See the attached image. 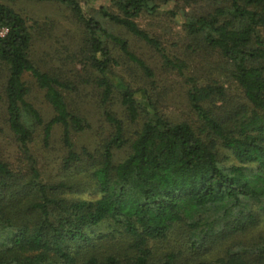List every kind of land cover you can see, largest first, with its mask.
<instances>
[{
    "label": "trees",
    "instance_id": "16d2710c",
    "mask_svg": "<svg viewBox=\"0 0 264 264\" xmlns=\"http://www.w3.org/2000/svg\"><path fill=\"white\" fill-rule=\"evenodd\" d=\"M32 1L70 10L82 41L79 54L68 58L90 67L86 82L101 105L115 97L127 122H142L129 140L123 118L105 111L110 135L96 149L76 150L71 132L89 127L68 99L76 87L36 65L31 25L0 3L3 113L18 150L16 164L0 158V264H264V0H109L116 11L98 8L104 21L143 40L165 65L181 71L183 63L170 59L136 19L170 1L184 3L169 13L182 17L187 49L218 55L217 74L187 91L196 123L168 118L158 108L163 93L133 89L113 74L120 60L132 62L145 84L156 76L127 39L85 11L81 0ZM198 2L209 7L185 10ZM219 73L237 85L243 101L229 97ZM26 75L53 109L46 121L27 99ZM55 126L62 128L66 152L59 180L50 182L30 143L40 129L47 144ZM127 143L130 152L115 161L114 149Z\"/></svg>",
    "mask_w": 264,
    "mask_h": 264
},
{
    "label": "rangeland",
    "instance_id": "374dc122",
    "mask_svg": "<svg viewBox=\"0 0 264 264\" xmlns=\"http://www.w3.org/2000/svg\"><path fill=\"white\" fill-rule=\"evenodd\" d=\"M0 3L15 9L31 25L33 33L31 55L36 65L44 71L56 70L76 87L71 93H67L68 99L72 100L73 105L83 113L89 122V127L80 132H71L73 147L78 150L85 146L93 150L98 148L102 138H107L110 135L112 126L104 116L105 111H113L123 118L125 136L129 140L133 139L141 126L142 119L138 118L134 123L127 122L121 115L119 103L115 97L110 98L104 106L101 105L97 90L95 92L94 86L86 82L90 67H83L81 63L76 62L75 58H68L74 53L79 54L82 41V27L73 19L70 10L57 2L0 0ZM81 4L85 11L102 20L112 33L126 38L130 50L145 60L155 70L156 76L153 79V84H145L140 74L132 70V65H134L132 62L129 64L120 60L118 66H113V74L121 76L133 89L146 87L149 94H152L153 91L163 93L164 99L158 103V108L168 118L176 121H195L196 123V116L187 100V91L194 81L198 84L206 82L211 74L214 76L217 74L213 66L218 60V55L212 52L205 54L200 50L187 49L186 45L190 42L182 24V17L169 13L170 11H179L184 3L176 4L170 1L162 5L156 14L144 13L136 19L140 28L160 41L162 49L170 59L183 63L181 71L165 65L161 55L143 40L129 34L117 25L104 21L97 13L100 6L116 11L109 0H81ZM208 7V4L198 2L185 6V10L203 12ZM112 52L116 56L119 55L117 49H113ZM4 77L5 69L0 65V158L16 164L18 150L7 130L3 113L4 101L1 86ZM218 77L229 97L238 102L243 101L239 88L228 75L219 73ZM25 80L30 87L27 99L40 111L43 119L48 120L54 112L45 100L43 91L37 87L32 77L26 75ZM137 98L142 100L140 95ZM61 133L62 128L55 126L48 143L45 144L42 132L38 129L30 143L42 177L46 181H57L61 175L60 162L66 152ZM129 152V143L114 149V160L123 159ZM86 194L88 193H80L79 196H87Z\"/></svg>",
    "mask_w": 264,
    "mask_h": 264
},
{
    "label": "built area",
    "instance_id": "2783aa9c",
    "mask_svg": "<svg viewBox=\"0 0 264 264\" xmlns=\"http://www.w3.org/2000/svg\"><path fill=\"white\" fill-rule=\"evenodd\" d=\"M5 32V31H4ZM4 32L3 33H1V34H4Z\"/></svg>",
    "mask_w": 264,
    "mask_h": 264
}]
</instances>
